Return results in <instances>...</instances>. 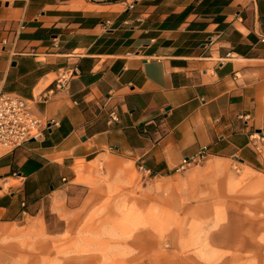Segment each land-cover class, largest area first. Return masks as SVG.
I'll return each instance as SVG.
<instances>
[{
  "label": "crops",
  "instance_id": "obj_1",
  "mask_svg": "<svg viewBox=\"0 0 264 264\" xmlns=\"http://www.w3.org/2000/svg\"><path fill=\"white\" fill-rule=\"evenodd\" d=\"M0 91L49 122L0 146V225L38 214L46 197L53 210L85 206L80 178L101 166L170 176L203 148L255 166L264 0H0Z\"/></svg>",
  "mask_w": 264,
  "mask_h": 264
},
{
  "label": "rangeland",
  "instance_id": "obj_2",
  "mask_svg": "<svg viewBox=\"0 0 264 264\" xmlns=\"http://www.w3.org/2000/svg\"><path fill=\"white\" fill-rule=\"evenodd\" d=\"M252 142L251 167L203 157L152 177L101 166L80 178L85 206L53 210L46 197L38 214L0 225V264H264V140Z\"/></svg>",
  "mask_w": 264,
  "mask_h": 264
},
{
  "label": "built area",
  "instance_id": "obj_3",
  "mask_svg": "<svg viewBox=\"0 0 264 264\" xmlns=\"http://www.w3.org/2000/svg\"><path fill=\"white\" fill-rule=\"evenodd\" d=\"M74 74L73 69H60L55 79L54 89L66 88ZM49 92L51 93L53 90ZM47 98L48 96H42L40 99L45 100ZM48 124L47 120L37 116L30 110L27 99L18 94L0 91V146L2 148L11 151L22 146L30 139L41 137ZM261 140H264V138H261ZM204 151L205 148L201 150L199 156L184 159L181 168L203 158ZM234 158L238 160L236 155H234Z\"/></svg>",
  "mask_w": 264,
  "mask_h": 264
}]
</instances>
